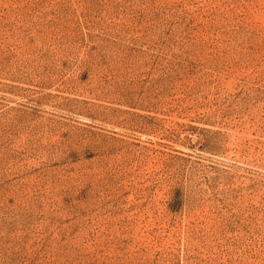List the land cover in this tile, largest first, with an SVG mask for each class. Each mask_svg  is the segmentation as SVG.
Masks as SVG:
<instances>
[{"label": "rangeland", "instance_id": "obj_1", "mask_svg": "<svg viewBox=\"0 0 264 264\" xmlns=\"http://www.w3.org/2000/svg\"><path fill=\"white\" fill-rule=\"evenodd\" d=\"M0 264H264V0H0Z\"/></svg>", "mask_w": 264, "mask_h": 264}]
</instances>
